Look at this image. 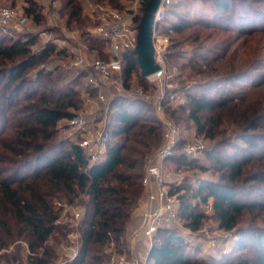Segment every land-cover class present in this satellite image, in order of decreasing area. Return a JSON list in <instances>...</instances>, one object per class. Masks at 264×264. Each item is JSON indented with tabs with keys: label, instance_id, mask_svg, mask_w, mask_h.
<instances>
[{
	"label": "trees",
	"instance_id": "1",
	"mask_svg": "<svg viewBox=\"0 0 264 264\" xmlns=\"http://www.w3.org/2000/svg\"><path fill=\"white\" fill-rule=\"evenodd\" d=\"M148 1L142 0V10ZM237 2L242 3L241 9ZM62 3L63 8H70L69 22L79 17L78 0H62ZM251 3L250 0L172 2L156 30L179 33L198 26L238 31L241 36L264 35V9L257 12L253 8V14L249 9ZM25 12L33 15L36 10L27 7ZM35 18H39L38 14ZM140 19L141 14L136 21ZM87 40L103 53L105 40L97 37ZM34 43L35 38L29 36L0 35V126L16 119L18 144L33 149L30 154L14 151L25 156L15 167L0 168V204L14 210L20 227L18 236L28 243L31 264H53L58 256L56 247L67 241L68 233L76 229L72 222L64 226L55 224L62 211L56 201L61 200L84 206L83 219L77 227L80 233L78 254L67 264H114V256H131L128 229L136 207L145 197L146 157L152 145L161 141L163 126L156 112L148 113L151 101L116 96L111 102L114 110L109 124L111 142L106 154L90 163L77 142L56 138L59 121L71 118L75 115L72 109L80 108L76 86L85 73L77 70L70 75V71L60 65L54 68L41 66L51 54L64 55L65 50H56L48 42L40 51L33 52L31 46ZM177 45L172 40L165 57L176 56ZM230 47L213 45L208 52L196 53L195 64L204 63L205 68H201L200 73L208 71V75L186 91L187 104L180 106L189 109L196 133L213 141L206 154L221 171L219 180H198L191 191L204 203L212 205L219 227L226 231L234 230L245 212H264V97L257 98L256 102L248 99L249 90L264 88V58L255 62L257 66L253 63L237 71L231 68L223 75L219 74V63L226 58ZM36 66L35 74H30L28 70ZM139 69L135 50L126 51L123 64L126 86ZM141 80L145 89L150 86L142 77ZM242 85L251 88L244 92L240 90ZM164 105L170 110L166 100ZM175 111L173 108L170 116ZM185 140L180 136L174 155L166 162L195 165V159H189L182 151ZM0 145H4L1 137ZM6 147L15 149L12 144H6ZM228 147L233 150H227ZM256 164L259 165L256 171L246 173L249 165ZM26 170L27 178L43 180L44 184H30L21 176ZM24 190L30 191V195H25ZM169 190L178 193L172 186ZM178 195L181 199L178 215L184 217L186 227L197 231L205 213L186 202L184 193ZM77 198L80 204L75 201ZM4 227L12 233L5 219L0 220V229ZM55 232L60 235L59 240L53 235ZM50 236L56 237L57 246L49 243ZM253 236L254 251L242 252L237 259L229 256L228 262L225 259L226 262L221 264H264V229L253 232ZM243 237L242 234L236 244L237 250L246 245ZM1 241L0 251L7 245L6 241ZM199 252V248L191 245L179 231L164 226L154 235L143 264H206L196 256ZM17 253H0V259L13 263Z\"/></svg>",
	"mask_w": 264,
	"mask_h": 264
},
{
	"label": "rangeland",
	"instance_id": "2",
	"mask_svg": "<svg viewBox=\"0 0 264 264\" xmlns=\"http://www.w3.org/2000/svg\"><path fill=\"white\" fill-rule=\"evenodd\" d=\"M179 1L181 2L182 0H173V2ZM78 2L81 6V13L77 19L74 18L69 22L68 14L70 8H63L62 0H0V8L6 4L11 6L18 16L24 15L27 17L25 25L18 24L16 20L8 23L0 21V35L3 36L7 34L14 38L27 36L35 38V43L31 46L33 52L40 51L48 42L51 44L50 46H54L56 50L64 49V55H57L54 52L49 58L43 61L44 64L41 66L54 68L56 65H60L70 71V75L75 72L77 73V70L71 67V54H73V51H76L82 43L88 41L87 38H95L92 29L97 21L98 13L110 9L130 13L135 7L141 10L142 6V0H119L118 3H112L108 0H78ZM187 2H190V0H187ZM250 2L252 3L249 5V9L253 14L255 11L254 9H256L257 12L264 9V0H250ZM237 4L241 9L242 3L237 2ZM27 7H35L36 12H34L33 15H28L25 12ZM93 9H95V12H92ZM36 14L39 16L38 19L35 18ZM249 14L250 13H247V15ZM154 37L158 42L164 39L166 49L171 45L172 40L177 42L178 45L175 49L177 50V55L172 58L165 57V78L156 83V88L153 86H146L147 88L145 89L139 72L132 76L128 87L131 90L138 85L144 87L146 90L145 95L152 103L148 113H155L157 96L164 93V98L171 107L170 110H168L164 105L165 116L176 124L179 128L180 136L185 138H190L194 135L204 137L196 133L194 121L189 117V109H182L180 107L181 105L187 104L188 99L186 91L194 88L196 83L208 75V71L200 73L201 68L202 70L205 68L204 63L201 62V65L195 64L196 58H198L196 57V53L201 51L208 52L207 50L213 47V45L219 46L227 44L231 46L226 58L219 63L218 73L222 75L231 68L237 71L245 65L254 63V65L257 66L255 62L257 63L260 59L264 58V35L259 34L254 36H241L238 34V31L229 32L220 29H204L203 27L192 26L179 33L176 31L162 32L159 28L155 30ZM36 70L37 66L30 68L28 72H30V74H35ZM243 84H245V82H243ZM76 87L79 90L81 102L78 103L80 106L79 109H72L75 114H83L90 120H99L104 118L106 114L109 115L106 104L96 102L97 95L99 94L97 89H91L83 78L79 79ZM247 87V85H242L240 90L246 92L251 88ZM103 92L108 94L104 89ZM175 92L182 94L183 99L177 101L170 100V94H175ZM248 96L249 100L256 102L257 98L264 97V88L251 89L248 91ZM173 108H176V111L170 116ZM112 116L113 115H110L109 124L112 122ZM15 125H17L16 119L8 121L5 125L0 126V132L2 131L0 137L4 142V145H0V158L2 159L0 168L4 166L7 168L15 167V164L25 156L14 151L17 150L21 152L20 150H22V152L27 154L33 151L32 148L26 146L22 148L18 144V139L15 138L18 128ZM56 129L58 130L56 134L57 140H74L76 131L70 125H67L66 119L60 120ZM40 141L44 142V140ZM205 141L207 143V149L211 148L213 141L209 138H205ZM6 144H12L15 146L13 147L15 149L6 147ZM162 144L163 130L161 141H159L158 145H152V149L148 152L149 155L146 157L147 161L156 154ZM227 150H233V148L228 147ZM206 152L207 150L198 158L188 157L189 159H195L194 162L196 163L193 166L182 165L171 161L164 164L165 180L168 186H172V189L178 192L177 194L184 193L186 195V202L191 203L192 207H195L196 210L205 213V217L197 231H192L186 227V220L181 215H177V219L168 227L183 234L191 245H196L200 250L196 256L202 258L206 264H221L223 261L226 262L225 259L229 256L237 259L238 255L242 254V252L254 251L252 249V247L255 246L253 232L264 229V212L257 210L245 212L236 228L232 231H226L219 227L218 220L214 215L213 209L210 208V204L204 203L200 197L194 196L191 191V188H195L198 180L211 179L217 181L220 178L221 171L218 169L215 161L207 156ZM258 166V164L249 165L245 171L250 174L256 171ZM27 174L28 170L24 171L21 176H24L30 184L35 186L44 184L43 180L33 181L27 178ZM24 194L28 196L30 195V191L24 190ZM75 201L80 204L79 198ZM58 202L63 203L65 201H56V204H58ZM79 206L81 209H84L82 204ZM4 219L11 226L12 233H9L6 227H4L5 229H0V238H2L0 239V244L2 242L1 240L7 242V245H5L6 248L2 249L0 253L10 254L15 251L18 253L13 263H7L4 259H0V264H31L28 253V243L24 238L18 236L20 227L15 217L14 210L11 207L0 204V220L2 221ZM131 224L132 222L130 225ZM242 234L246 241V245L243 249L237 250L236 244ZM53 235H56L57 240H59L60 235L58 232H55ZM55 238L50 236L49 243L57 246V240ZM67 242H69V239L61 242L56 247L58 256L53 261V264H59L62 261L63 258L60 252V246ZM131 257L132 256L127 255L128 259H131Z\"/></svg>",
	"mask_w": 264,
	"mask_h": 264
},
{
	"label": "built area",
	"instance_id": "3",
	"mask_svg": "<svg viewBox=\"0 0 264 264\" xmlns=\"http://www.w3.org/2000/svg\"><path fill=\"white\" fill-rule=\"evenodd\" d=\"M173 0H161L155 16V30L159 22L165 19L166 12ZM144 11V10H143ZM92 12H95L93 9ZM142 13V8H134L132 12L121 10H104L98 13L97 21L92 29L95 37L105 40L106 46L103 53L100 49L91 46L88 41L71 54V67L83 71V79L91 89H97L96 102L106 104L108 114L102 119L90 120L83 114H75L66 119L67 125L75 129L74 141L83 148L90 163L100 160L107 152L108 144L111 142V130L109 118L114 110L111 108L112 100L119 95L133 98H144L146 90L138 85L130 89L125 85L123 78L124 53L135 50L138 43V24L136 17ZM16 20L20 25H25L27 17L18 16L16 11L9 5L0 8V21L8 23ZM154 30V32H155ZM155 59L161 65V69L142 77L147 84L156 88V83L165 78V50L164 39L156 41L154 37ZM141 75V70L139 69ZM103 89L108 92L105 94ZM155 112L163 126V144L156 154L149 158L146 165L143 185L145 187L146 209L140 215L138 230H133L134 236H139L150 248L153 244L154 235L160 227L170 226L177 219V207L181 203L177 193H171L165 180L164 164L167 159L174 155L175 148L180 138L179 128L168 117L165 116L164 93L157 96ZM169 99L177 101L183 99L182 94H170ZM207 149L204 137L194 135L186 138L182 151L189 158H198ZM62 211L55 220L56 225H67L72 222L76 230L68 233L69 242L60 247L62 261L59 264H67L78 254L80 245V233L77 227L81 224L84 211L80 206L58 202ZM210 208L212 205L210 204ZM29 252V250H28ZM114 264H143L135 256L131 259L126 254L113 257Z\"/></svg>",
	"mask_w": 264,
	"mask_h": 264
},
{
	"label": "water",
	"instance_id": "4",
	"mask_svg": "<svg viewBox=\"0 0 264 264\" xmlns=\"http://www.w3.org/2000/svg\"><path fill=\"white\" fill-rule=\"evenodd\" d=\"M160 2L161 0H149L138 24V43L135 52L142 77L161 69V65L155 59L154 47L155 16Z\"/></svg>",
	"mask_w": 264,
	"mask_h": 264
},
{
	"label": "crops",
	"instance_id": "5",
	"mask_svg": "<svg viewBox=\"0 0 264 264\" xmlns=\"http://www.w3.org/2000/svg\"><path fill=\"white\" fill-rule=\"evenodd\" d=\"M146 206H147V202H146V198L144 197L134 211L132 224L130 225L127 234L128 242L130 244L131 256L132 257L135 256L141 262H144L146 260L149 252V248L147 244L143 242V240L141 241L139 239L140 238L139 236H134V233L132 234V232L133 230L139 229V225H140L139 216L146 209Z\"/></svg>",
	"mask_w": 264,
	"mask_h": 264
}]
</instances>
